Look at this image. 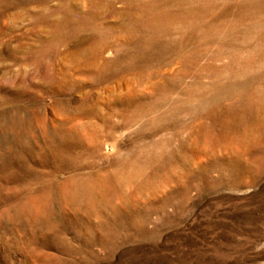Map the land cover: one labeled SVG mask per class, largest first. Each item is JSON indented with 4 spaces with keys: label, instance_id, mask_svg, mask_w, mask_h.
<instances>
[{
    "label": "rangeland",
    "instance_id": "rangeland-1",
    "mask_svg": "<svg viewBox=\"0 0 264 264\" xmlns=\"http://www.w3.org/2000/svg\"><path fill=\"white\" fill-rule=\"evenodd\" d=\"M252 1L0 0V264H264Z\"/></svg>",
    "mask_w": 264,
    "mask_h": 264
},
{
    "label": "bare ground",
    "instance_id": "bare-ground-1",
    "mask_svg": "<svg viewBox=\"0 0 264 264\" xmlns=\"http://www.w3.org/2000/svg\"><path fill=\"white\" fill-rule=\"evenodd\" d=\"M251 5H253V6H255V7H259V8H264V0H255V1H252ZM152 17H153V18H157L156 15H152ZM188 27H189V29L192 28L191 25L187 26V28H188ZM148 44H149V42H148ZM5 129H8V130H9L8 127H6ZM75 180H76V179H75ZM75 180H74V181H75ZM77 180H78V179H77ZM74 181H73L74 184H72V186L70 185V188H71V190H74L75 192L78 193V192L80 191V190H79V186H78L77 184H75Z\"/></svg>",
    "mask_w": 264,
    "mask_h": 264
}]
</instances>
